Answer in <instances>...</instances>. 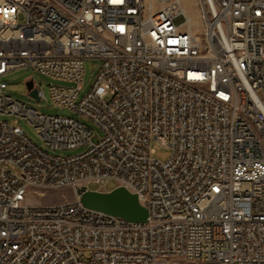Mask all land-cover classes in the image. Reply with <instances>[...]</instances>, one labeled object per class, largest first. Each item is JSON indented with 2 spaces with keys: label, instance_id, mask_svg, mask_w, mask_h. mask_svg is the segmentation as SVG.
Wrapping results in <instances>:
<instances>
[{
  "label": "built area",
  "instance_id": "1",
  "mask_svg": "<svg viewBox=\"0 0 264 264\" xmlns=\"http://www.w3.org/2000/svg\"><path fill=\"white\" fill-rule=\"evenodd\" d=\"M197 7L0 0V115L16 118L0 120V264H264V0ZM88 59L100 68L79 100ZM23 68L66 83L49 84L53 102L101 138L8 95L4 77ZM21 119L53 150H84L52 155ZM108 178L131 183L146 222L93 218L79 198L27 202L31 191L108 192Z\"/></svg>",
  "mask_w": 264,
  "mask_h": 264
},
{
  "label": "rangeland",
  "instance_id": "2",
  "mask_svg": "<svg viewBox=\"0 0 264 264\" xmlns=\"http://www.w3.org/2000/svg\"><path fill=\"white\" fill-rule=\"evenodd\" d=\"M183 5L187 9V12L190 16L198 17V0H183ZM20 20L23 17H19ZM185 17L183 15L178 16L174 23L176 25H181L184 23ZM100 68V61L88 59L84 62V75H83V91L81 92L80 98L85 97L88 92L93 87L96 79L97 74ZM34 79L36 83H43L42 86L39 87L41 91L45 94V99L41 102H38L35 98H33L27 89L26 83L30 80ZM4 81L8 85V89L6 93L12 96L14 99L22 102L26 106L30 108H34L40 113L46 115H54V116H64V117H73L76 119H81L84 123H86L93 131L94 137L93 140L97 142L101 138L100 131L90 122L85 120L84 118H80L79 115L75 112H71L66 109L59 108L52 100L51 97V88L50 83L53 85H66V83L59 82L57 80L50 79L44 75L39 74L32 68H23L17 71L12 72L11 74L4 77ZM1 121H6L10 124H14L16 118L7 117L0 115ZM20 127L29 137V139L39 148L43 149L44 151L56 155V156H71L82 152L84 149H75V150H62L51 149L46 142L41 138L37 130L30 125L25 120H19ZM171 156V152L164 148H159L155 154L153 155L154 158L161 160L163 162L167 161ZM95 188V185H91ZM117 187V183L114 181H109L106 184V189L113 190ZM77 193L72 188H64V189H50V190H40V191H31V194L27 200L30 205L33 206H51V205H59L63 203H71L77 200Z\"/></svg>",
  "mask_w": 264,
  "mask_h": 264
},
{
  "label": "water",
  "instance_id": "3",
  "mask_svg": "<svg viewBox=\"0 0 264 264\" xmlns=\"http://www.w3.org/2000/svg\"><path fill=\"white\" fill-rule=\"evenodd\" d=\"M26 86L28 90H31L34 86L33 80L28 81ZM30 95L39 101L36 89H33ZM77 196L84 207L104 214L137 223H144L148 219V209L141 204L138 195L125 187H116L108 192L82 187L77 190Z\"/></svg>",
  "mask_w": 264,
  "mask_h": 264
},
{
  "label": "bare ground",
  "instance_id": "4",
  "mask_svg": "<svg viewBox=\"0 0 264 264\" xmlns=\"http://www.w3.org/2000/svg\"><path fill=\"white\" fill-rule=\"evenodd\" d=\"M191 20L192 22L195 21V19L193 17H191ZM109 181H114L115 183H117V178H108L106 181H105V189H106V184L109 182ZM124 187L131 191V183H124ZM92 217L93 218H101V212H98V211H95V210H92Z\"/></svg>",
  "mask_w": 264,
  "mask_h": 264
},
{
  "label": "snow or ice",
  "instance_id": "5",
  "mask_svg": "<svg viewBox=\"0 0 264 264\" xmlns=\"http://www.w3.org/2000/svg\"><path fill=\"white\" fill-rule=\"evenodd\" d=\"M114 2H119V0H114ZM122 30V29H121Z\"/></svg>",
  "mask_w": 264,
  "mask_h": 264
}]
</instances>
